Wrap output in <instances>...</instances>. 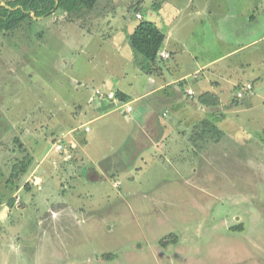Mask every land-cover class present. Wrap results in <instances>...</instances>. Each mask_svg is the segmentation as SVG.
<instances>
[{
  "label": "rangeland",
  "instance_id": "obj_1",
  "mask_svg": "<svg viewBox=\"0 0 264 264\" xmlns=\"http://www.w3.org/2000/svg\"><path fill=\"white\" fill-rule=\"evenodd\" d=\"M205 4L221 20L190 24L189 12ZM252 8L254 23L240 17ZM138 13L199 48L205 34L202 60L241 46L187 82L198 92L197 78L248 63L262 77L253 106L243 109L249 99L237 100V87L222 93L229 103L218 124L194 115L173 124L166 142L140 148L110 138L105 120L83 126L91 117L80 109L97 103V90L153 86L139 80V55L127 47ZM190 52L178 75L192 69ZM163 110L165 121L181 116ZM0 131V264H264V0H100L80 15L27 20L0 34Z\"/></svg>",
  "mask_w": 264,
  "mask_h": 264
},
{
  "label": "crops",
  "instance_id": "obj_2",
  "mask_svg": "<svg viewBox=\"0 0 264 264\" xmlns=\"http://www.w3.org/2000/svg\"><path fill=\"white\" fill-rule=\"evenodd\" d=\"M214 8L218 7L214 6ZM187 10L188 8L182 11L179 9V12H187ZM208 11L209 8L207 4L201 5L198 11L191 10V12H189L190 15L188 22H190V24H193L194 22H204L207 17H211L212 21L216 22V19L214 18L215 16L219 18L218 20H221V18L215 13L207 14ZM245 13H247V15L242 14L240 15V17L248 22L254 23V20H256V16L253 14L254 8H252L251 10L248 9ZM228 16L234 18L233 15ZM96 24L97 22H94V25ZM95 33H97V31H95ZM165 35L166 41L161 52L157 72H154L152 74H145L139 69L140 74H138L137 76L139 80H142L144 78H142L141 75H146V81H144L146 86H148V84H152L153 86H148V88L144 91H138L128 89L122 84H118L115 90L103 91L105 93H116V91L119 90L126 94L129 98V101L126 103H129L131 106L132 104L138 103L135 109L132 106L133 112L125 113L124 109L118 107V103H115L114 101H108L105 98L99 97L97 103L93 104V99L90 100L91 98L89 97L90 99H88V101H90V104L92 103V106L89 105L87 101L86 107L84 106L80 110H84L83 112L85 113L83 115H85V117L89 116L91 117V119L83 124V126L86 124L90 125L97 120H105L107 123L103 127L110 126V138H114V140H117V138L119 137L122 138L121 143L125 144L126 141H130L131 144L133 142L136 147L140 148L141 146L139 144L143 143L144 145V140L148 139L152 142H157L158 140L166 142L167 137L169 136L168 132L173 124L181 125L183 122H187L189 119L193 118L194 115H197V123L199 125H203L204 123L202 122H204V120H212L213 123L218 124L219 121L217 119L220 120L224 118L223 113L229 103L228 102L227 105H225L224 100L222 99V93H232L234 92V90H236L237 87L240 88L245 84H252L253 90L247 93V95L245 96L246 99H249V101L248 103L246 102L243 109L248 110L253 106V103L251 101L254 98V92H256L254 88V81L260 80L262 79V77L260 75L254 76V73L247 72L246 67L248 63L240 62L236 63V65L233 66L229 65L219 68L216 67V69H214V71L208 76H203L201 80L197 78L198 80L195 85L200 87V90L198 92H196L187 82L188 78L192 77V75L199 74V72H201L202 70H205L207 68H209V71L213 70V68L211 67L217 66L225 56L240 53L243 50L241 46L230 50L228 54L221 55V57H217L216 54H214L210 59L202 60L199 56H203L204 54L209 53V46L207 49H204L202 47V44L207 38L205 34L201 35V39L199 41L200 48L199 44L197 43L195 46L194 42H192L191 39L187 40L186 38L178 36V32L174 29L169 28ZM128 36L127 40L129 39ZM215 42L217 43V40H215ZM209 45L211 47V51H214L216 44L212 43ZM188 46H190V48ZM127 47L129 50V40L127 41ZM193 48H196V50H194ZM187 50L191 51L189 53V57L191 58L192 69H190L187 73L178 75L177 71H179L180 67L183 66L180 55L182 53H185V51ZM164 55H168V57L166 58L164 57ZM172 71H174L176 75H173ZM126 75L127 74H123L121 78L127 79ZM188 90L193 91L192 96L188 95ZM202 96L203 102L201 103L199 99ZM79 97H81V95H79ZM235 98L238 100L236 95ZM89 106H91V108H89ZM162 107L164 108L163 113L161 111V115L163 118H166L173 109L181 112V116L175 123L172 121H165L163 119H160L159 115L160 109ZM194 107L197 108V113L187 114V111L192 110V108ZM208 124H210V122H208ZM89 132H91V129L89 130ZM3 134L4 133H1L0 131V142L3 139ZM8 135L11 136V140L13 143H19L22 148H26L22 144V138L18 135L16 130L11 128ZM181 136H184V133H181L180 137ZM68 137V135H65L63 138L65 139ZM52 141L54 143L58 141V139L52 138ZM73 142H75V140ZM50 147L52 148V146ZM49 152L46 153V155L41 160V165H44L47 159H49ZM67 152L68 150H65V152L63 153L67 155ZM64 154L61 155L64 157ZM70 157L72 156L69 155V158ZM86 157L88 159V162L91 163L92 157L90 155ZM66 162H68V159ZM50 165H52V163ZM37 170H41V166L34 169V171ZM35 178L36 184L44 182L42 176Z\"/></svg>",
  "mask_w": 264,
  "mask_h": 264
},
{
  "label": "trees",
  "instance_id": "obj_3",
  "mask_svg": "<svg viewBox=\"0 0 264 264\" xmlns=\"http://www.w3.org/2000/svg\"><path fill=\"white\" fill-rule=\"evenodd\" d=\"M99 1L100 0H9L4 2L0 0V34L13 32L21 27L27 20L49 17L59 11H63L68 16L75 14L80 15L81 13L93 10L96 5H98ZM134 10L135 13L139 11L136 8H134ZM165 41V33L155 23L143 21L142 19L140 20L134 32L129 36V42L134 52L139 55L140 59L136 58L135 60L143 73L152 74L157 72ZM116 94L124 102L129 101V98L123 92L118 90ZM199 100L202 103L203 96ZM13 174H16V177L15 175L13 177L17 180L19 172L17 171L16 173V170H14ZM232 230L243 231V226H234ZM164 240L160 242L161 245H166L168 243L166 239Z\"/></svg>",
  "mask_w": 264,
  "mask_h": 264
},
{
  "label": "built area",
  "instance_id": "obj_4",
  "mask_svg": "<svg viewBox=\"0 0 264 264\" xmlns=\"http://www.w3.org/2000/svg\"><path fill=\"white\" fill-rule=\"evenodd\" d=\"M137 18L138 19H142V15L141 14H137ZM164 57H168V55H164ZM253 90V85L252 84H245L244 86H242L239 91L236 94V97L238 99H242L246 96L247 93H249L250 91ZM96 95L99 98H105L108 101H114L115 103H118V107L124 109L125 113H132L133 112V108L129 103L124 102L121 98H119L117 96V94L115 92H109V93H105L102 92L101 90H97L96 91ZM188 95L192 96L193 95V91L192 90H188ZM86 131H89V128L86 127L85 129ZM56 149H61L62 146L61 145H55Z\"/></svg>",
  "mask_w": 264,
  "mask_h": 264
},
{
  "label": "water",
  "instance_id": "obj_5",
  "mask_svg": "<svg viewBox=\"0 0 264 264\" xmlns=\"http://www.w3.org/2000/svg\"><path fill=\"white\" fill-rule=\"evenodd\" d=\"M57 6H58V3H57ZM57 6H56V7H57ZM33 16H34V15H33Z\"/></svg>",
  "mask_w": 264,
  "mask_h": 264
}]
</instances>
